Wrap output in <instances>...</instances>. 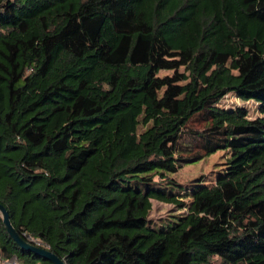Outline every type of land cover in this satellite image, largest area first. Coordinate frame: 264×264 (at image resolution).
<instances>
[{
	"label": "trees",
	"instance_id": "16d2710c",
	"mask_svg": "<svg viewBox=\"0 0 264 264\" xmlns=\"http://www.w3.org/2000/svg\"><path fill=\"white\" fill-rule=\"evenodd\" d=\"M0 203L65 264H264V0H0Z\"/></svg>",
	"mask_w": 264,
	"mask_h": 264
},
{
	"label": "rangeland",
	"instance_id": "374dc122",
	"mask_svg": "<svg viewBox=\"0 0 264 264\" xmlns=\"http://www.w3.org/2000/svg\"><path fill=\"white\" fill-rule=\"evenodd\" d=\"M169 74L170 71H161L160 74ZM221 104L228 107H244L248 111V116L254 118L258 116L257 104L254 101H243L237 98L234 94H228L221 101ZM190 126L199 127L200 124L192 120ZM225 160V152L217 151L199 161L193 162L192 164H185L182 166L174 175L175 179L180 182H186L196 176L205 175L206 178H211L214 171L218 170L220 165ZM151 210L149 212V224L151 226H160L170 222V216L181 213L183 210H177L176 206L157 200H151ZM212 264H221L219 259L213 258Z\"/></svg>",
	"mask_w": 264,
	"mask_h": 264
},
{
	"label": "water",
	"instance_id": "95a60500",
	"mask_svg": "<svg viewBox=\"0 0 264 264\" xmlns=\"http://www.w3.org/2000/svg\"><path fill=\"white\" fill-rule=\"evenodd\" d=\"M0 217L9 236L23 249L33 252L35 255L50 261L52 264H65L64 260L39 243L34 244L25 239L12 225L7 209L0 203Z\"/></svg>",
	"mask_w": 264,
	"mask_h": 264
},
{
	"label": "built area",
	"instance_id": "2783aa9c",
	"mask_svg": "<svg viewBox=\"0 0 264 264\" xmlns=\"http://www.w3.org/2000/svg\"><path fill=\"white\" fill-rule=\"evenodd\" d=\"M0 264H19L17 258L12 256L10 258H1L0 257Z\"/></svg>",
	"mask_w": 264,
	"mask_h": 264
}]
</instances>
